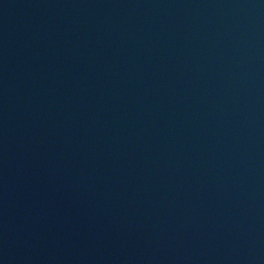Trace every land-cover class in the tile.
I'll return each instance as SVG.
<instances>
[{
  "label": "water",
  "instance_id": "1",
  "mask_svg": "<svg viewBox=\"0 0 264 264\" xmlns=\"http://www.w3.org/2000/svg\"><path fill=\"white\" fill-rule=\"evenodd\" d=\"M0 264H264V0H0Z\"/></svg>",
  "mask_w": 264,
  "mask_h": 264
}]
</instances>
